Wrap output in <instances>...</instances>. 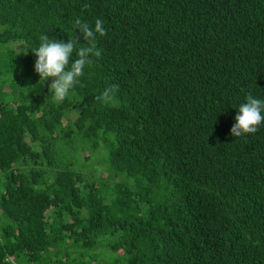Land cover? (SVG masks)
I'll return each mask as SVG.
<instances>
[{
    "label": "trees",
    "instance_id": "obj_1",
    "mask_svg": "<svg viewBox=\"0 0 264 264\" xmlns=\"http://www.w3.org/2000/svg\"><path fill=\"white\" fill-rule=\"evenodd\" d=\"M76 19L106 35L57 104L34 51L88 47ZM2 60L0 264H99L103 247L107 264H264V122L230 132L264 100V0H0Z\"/></svg>",
    "mask_w": 264,
    "mask_h": 264
},
{
    "label": "clouds",
    "instance_id": "obj_2",
    "mask_svg": "<svg viewBox=\"0 0 264 264\" xmlns=\"http://www.w3.org/2000/svg\"><path fill=\"white\" fill-rule=\"evenodd\" d=\"M76 29L82 33L83 38L89 44L88 47L77 48V40L69 39L67 43L50 40L47 35L40 37V46L34 51L37 59L34 65L35 72L39 74V84H44L49 78L52 83L49 85L51 98L57 104L62 103L69 95L70 90L79 82V78L84 75L86 65L91 64L90 56L100 57L101 51L96 47V36H105L106 30L103 21H95L94 30L80 19L75 21ZM75 51V62L68 65ZM117 86L107 88L96 99L104 104H109L114 100ZM264 100L254 98L251 94L246 97V102L239 107L235 116L236 123L230 132L233 137H241L245 134H254L259 130V126L264 122Z\"/></svg>",
    "mask_w": 264,
    "mask_h": 264
},
{
    "label": "rangeland",
    "instance_id": "obj_3",
    "mask_svg": "<svg viewBox=\"0 0 264 264\" xmlns=\"http://www.w3.org/2000/svg\"><path fill=\"white\" fill-rule=\"evenodd\" d=\"M8 47L12 50H15L17 53H19V51H21V49H22V47L17 43L8 44ZM8 65H9V63L6 60L0 61V68H2V69L7 68ZM5 90H7V88H5ZM94 155L96 158L98 153L92 152L90 150L85 151L81 154L82 159L85 157L89 158L84 163V166H83L84 170L83 171L86 173L89 168H93L95 170V172L98 173V175H96V177H95L96 180H103V181L108 180L110 178V175L103 172V170L100 168L101 163L98 164L99 160L97 161L96 165H93ZM96 253H97V256H96V254H94V255H95L96 260L101 262L99 264H107L108 262H111L114 260L112 253L109 252V250L106 247L99 248V250H97Z\"/></svg>",
    "mask_w": 264,
    "mask_h": 264
}]
</instances>
